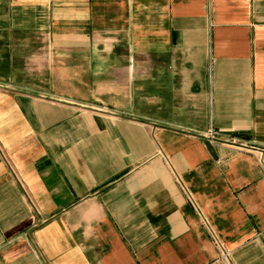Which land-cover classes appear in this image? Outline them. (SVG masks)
Returning a JSON list of instances; mask_svg holds the SVG:
<instances>
[{
  "label": "crops",
  "instance_id": "crops-1",
  "mask_svg": "<svg viewBox=\"0 0 264 264\" xmlns=\"http://www.w3.org/2000/svg\"><path fill=\"white\" fill-rule=\"evenodd\" d=\"M0 264H264V0H0Z\"/></svg>",
  "mask_w": 264,
  "mask_h": 264
},
{
  "label": "built area",
  "instance_id": "built-area-1",
  "mask_svg": "<svg viewBox=\"0 0 264 264\" xmlns=\"http://www.w3.org/2000/svg\"><path fill=\"white\" fill-rule=\"evenodd\" d=\"M216 134H217V132L214 131L213 129H210L209 130V137H211L212 139H215ZM226 256H227V254L226 253H223L222 257L225 258Z\"/></svg>",
  "mask_w": 264,
  "mask_h": 264
}]
</instances>
